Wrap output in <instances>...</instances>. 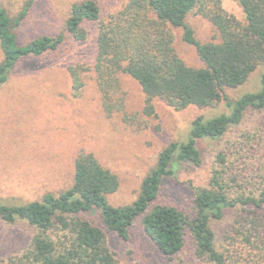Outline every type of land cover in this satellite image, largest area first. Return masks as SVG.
Returning a JSON list of instances; mask_svg holds the SVG:
<instances>
[{
	"label": "trees",
	"instance_id": "trees-1",
	"mask_svg": "<svg viewBox=\"0 0 264 264\" xmlns=\"http://www.w3.org/2000/svg\"><path fill=\"white\" fill-rule=\"evenodd\" d=\"M234 1L243 20L228 13L221 0H127L102 20L94 0H81L71 5L61 32L23 44L17 42L15 30L28 5L13 17L0 5V84L21 58L54 52L68 37L85 39L84 22L97 21L92 69L106 115L123 108L120 74L140 85L148 115L154 98L176 110L189 105L209 108L221 101L227 108L212 117L196 116L185 140L168 143L128 204L108 202L118 179L87 152L75 158L69 187L26 203L0 202L2 222L22 221L35 230L21 253L1 257L0 264H119L107 236L126 240L137 217L147 239L168 258L178 255L188 241L202 264H264V128L236 134L215 153L206 184L193 188L190 212L155 202L162 181L173 177L174 162L200 166V140H219L247 111L264 109V0ZM190 11L209 20L218 41L196 39L185 22ZM175 27L183 29V41L195 47L202 66L187 65L177 55L172 43ZM259 67L258 88L230 98L226 90L246 83ZM79 69L84 68L70 69L74 94L82 86ZM233 208L238 215L231 233L224 236L230 247L218 249L210 222Z\"/></svg>",
	"mask_w": 264,
	"mask_h": 264
},
{
	"label": "rangeland",
	"instance_id": "rangeland-1",
	"mask_svg": "<svg viewBox=\"0 0 264 264\" xmlns=\"http://www.w3.org/2000/svg\"><path fill=\"white\" fill-rule=\"evenodd\" d=\"M79 1L0 0V5L11 17L28 5L26 17L15 30L17 42L23 44L43 34L61 32L71 5ZM94 1L102 20L127 2ZM221 3L228 13L243 20L242 10L234 0ZM185 22L201 43L218 41L215 28L204 16L190 11ZM98 24L84 22L85 39L68 37L54 52L21 58L0 84V202L26 203L40 199L46 192L56 193L69 187L75 158L87 152L118 179V188L107 196L108 202L113 206L128 204L136 198L141 180L155 165L159 152L172 141L185 140L196 116L212 117L227 112L223 101L209 108L189 105L176 110L154 98L152 113L148 115L140 85L120 74L118 94L123 98V108L106 115L92 69ZM172 32L177 55L187 65L202 66L195 47L183 41V29L175 27ZM77 66L84 69L78 70L82 86L74 94L70 69ZM260 72L261 67L243 85L227 89L228 96L235 99L256 90ZM255 128H264V109L247 111L241 123L219 140H200L197 146L202 164L196 167L174 162L173 177L162 181L155 202L190 212L193 188L206 184L215 153L236 134ZM237 215L236 209H227L222 218L210 222L218 249L229 246L224 236L231 233ZM140 219L137 217L129 227L126 240L113 234L107 236L119 264H172L175 260L202 264L188 241L174 258L162 255L144 235ZM34 231L22 221L8 224L0 220V258L21 253Z\"/></svg>",
	"mask_w": 264,
	"mask_h": 264
}]
</instances>
